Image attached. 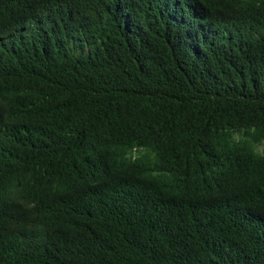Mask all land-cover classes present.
I'll list each match as a JSON object with an SVG mask.
<instances>
[{"label":"trees","instance_id":"1","mask_svg":"<svg viewBox=\"0 0 264 264\" xmlns=\"http://www.w3.org/2000/svg\"><path fill=\"white\" fill-rule=\"evenodd\" d=\"M0 264H264V0H0Z\"/></svg>","mask_w":264,"mask_h":264}]
</instances>
